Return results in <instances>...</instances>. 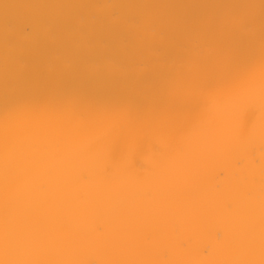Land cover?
Returning <instances> with one entry per match:
<instances>
[{
    "label": "bare ground",
    "instance_id": "bare-ground-1",
    "mask_svg": "<svg viewBox=\"0 0 264 264\" xmlns=\"http://www.w3.org/2000/svg\"><path fill=\"white\" fill-rule=\"evenodd\" d=\"M0 264H264V0H0Z\"/></svg>",
    "mask_w": 264,
    "mask_h": 264
}]
</instances>
